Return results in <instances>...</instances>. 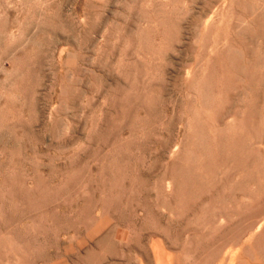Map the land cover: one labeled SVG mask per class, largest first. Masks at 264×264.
Here are the masks:
<instances>
[{
    "label": "rangeland",
    "instance_id": "1",
    "mask_svg": "<svg viewBox=\"0 0 264 264\" xmlns=\"http://www.w3.org/2000/svg\"><path fill=\"white\" fill-rule=\"evenodd\" d=\"M88 253L264 264V0H0V264Z\"/></svg>",
    "mask_w": 264,
    "mask_h": 264
},
{
    "label": "bare ground",
    "instance_id": "2",
    "mask_svg": "<svg viewBox=\"0 0 264 264\" xmlns=\"http://www.w3.org/2000/svg\"><path fill=\"white\" fill-rule=\"evenodd\" d=\"M104 241V240H103ZM91 253V252H90ZM90 253H88L87 255H86V257H84V260L86 261V263H88V264H96V262L94 263V260L93 259H91V256H90ZM83 257V256H82ZM96 261V260H95Z\"/></svg>",
    "mask_w": 264,
    "mask_h": 264
}]
</instances>
